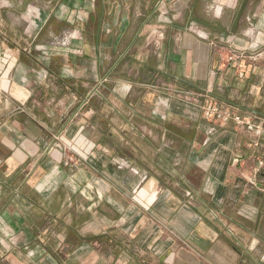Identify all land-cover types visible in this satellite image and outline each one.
I'll list each match as a JSON object with an SVG mask.
<instances>
[{
  "label": "crops",
  "instance_id": "1",
  "mask_svg": "<svg viewBox=\"0 0 264 264\" xmlns=\"http://www.w3.org/2000/svg\"><path fill=\"white\" fill-rule=\"evenodd\" d=\"M58 3L2 70L0 264H264V0Z\"/></svg>",
  "mask_w": 264,
  "mask_h": 264
},
{
  "label": "rangeland",
  "instance_id": "2",
  "mask_svg": "<svg viewBox=\"0 0 264 264\" xmlns=\"http://www.w3.org/2000/svg\"><path fill=\"white\" fill-rule=\"evenodd\" d=\"M58 2L59 0H0V63L3 65L0 70V106L5 102L2 91L4 81L2 70L13 63L11 41L17 40V43L19 41L25 46L28 37L31 36L32 39L38 33L39 35L42 33L35 44L37 51L42 54L47 49L55 50L53 48L56 46L63 47L59 44L63 43L67 35L74 37L70 39V48L74 41L79 40L75 30L66 29V26L58 29L57 33L49 32L44 15L49 16L54 12L56 6H59ZM81 18L85 19V16Z\"/></svg>",
  "mask_w": 264,
  "mask_h": 264
},
{
  "label": "built area",
  "instance_id": "3",
  "mask_svg": "<svg viewBox=\"0 0 264 264\" xmlns=\"http://www.w3.org/2000/svg\"><path fill=\"white\" fill-rule=\"evenodd\" d=\"M65 40L63 41L62 45L63 47H54L53 49L56 50V52H59L61 50H70V39H73V36H65ZM65 47V48H64ZM51 50V49H48ZM55 50H51L54 51ZM240 59H246L251 60L252 62L256 60V56H251L247 53L241 52L238 55L236 54H230L228 56V62H233L235 60ZM206 114L209 117H212L215 122L219 124H226L229 121H232L237 127L245 128L249 131L257 130V126L254 124V118L252 116H249L245 118L242 114L238 113L236 110L232 108H224L220 106L218 103L209 101L206 103L205 106Z\"/></svg>",
  "mask_w": 264,
  "mask_h": 264
},
{
  "label": "bare ground",
  "instance_id": "4",
  "mask_svg": "<svg viewBox=\"0 0 264 264\" xmlns=\"http://www.w3.org/2000/svg\"><path fill=\"white\" fill-rule=\"evenodd\" d=\"M0 62H1V60H0ZM3 68V65H1V63H0V70ZM0 90H1V88H0Z\"/></svg>",
  "mask_w": 264,
  "mask_h": 264
}]
</instances>
